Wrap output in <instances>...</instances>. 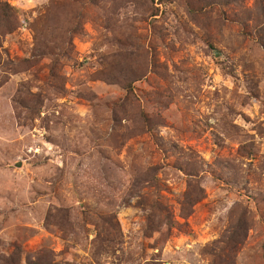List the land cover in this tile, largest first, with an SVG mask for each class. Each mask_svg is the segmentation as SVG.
Instances as JSON below:
<instances>
[{
  "label": "rangeland",
  "instance_id": "obj_1",
  "mask_svg": "<svg viewBox=\"0 0 264 264\" xmlns=\"http://www.w3.org/2000/svg\"><path fill=\"white\" fill-rule=\"evenodd\" d=\"M214 1L0 0V264H264V0Z\"/></svg>",
  "mask_w": 264,
  "mask_h": 264
},
{
  "label": "trees",
  "instance_id": "obj_2",
  "mask_svg": "<svg viewBox=\"0 0 264 264\" xmlns=\"http://www.w3.org/2000/svg\"><path fill=\"white\" fill-rule=\"evenodd\" d=\"M242 0H215L214 2H212L210 4V6H213V7H221L223 8V11L225 13V8L226 7H229L231 6L232 4H235V3H240ZM9 7V5H8ZM9 258H6L5 260H8Z\"/></svg>",
  "mask_w": 264,
  "mask_h": 264
}]
</instances>
